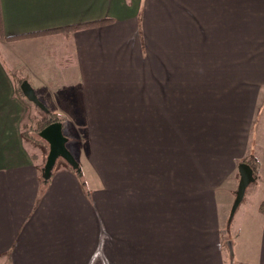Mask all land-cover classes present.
I'll return each mask as SVG.
<instances>
[{
	"label": "crops",
	"instance_id": "obj_1",
	"mask_svg": "<svg viewBox=\"0 0 264 264\" xmlns=\"http://www.w3.org/2000/svg\"><path fill=\"white\" fill-rule=\"evenodd\" d=\"M151 1L156 11L158 1ZM180 2V25L187 33L206 26L217 38L225 30L229 60L237 54L239 6L247 12L243 37H264V16L260 23H250L264 0ZM149 3L0 0L5 37L111 19L64 33L0 40V258L11 264H225L218 233L233 200L231 187L223 184L236 175L237 186L238 165L249 155L246 144L257 90L247 95L245 85L225 86L215 113L212 103L218 94L210 96L213 101L200 97L213 91L210 86L157 84L152 76L162 71L168 80L170 73L167 67L157 68V57L149 62L151 74L141 71L139 83H124L127 60L133 69L136 58L140 64L142 57L135 33L139 9L143 6L145 29L155 28L158 21L153 11L148 14ZM170 55L163 56L168 66L177 56ZM189 61L182 59L179 67ZM142 76L148 77L146 83ZM23 80L51 112L65 110L69 119L96 126L88 154L99 175L92 180L94 189L88 191L69 169L46 181V171L37 165L24 134L31 104L17 89ZM195 105L202 110L201 132L191 144L188 138L175 145V125L181 123L176 113H190ZM115 124L117 133L110 127ZM258 157L254 180L263 185V192L252 211L257 236L245 264H264V213L258 210L264 200V151ZM116 172L118 186L110 187ZM110 236L117 239L115 262L107 258L109 250L101 246L96 252L95 247L99 237L102 245Z\"/></svg>",
	"mask_w": 264,
	"mask_h": 264
},
{
	"label": "rangeland",
	"instance_id": "obj_2",
	"mask_svg": "<svg viewBox=\"0 0 264 264\" xmlns=\"http://www.w3.org/2000/svg\"><path fill=\"white\" fill-rule=\"evenodd\" d=\"M156 1H158L159 4V7L157 6L158 9L155 11L154 4L152 5L151 0H149V2L151 3L152 7L149 6L148 9V14L149 12L153 11L152 17L158 18V21H155V23H153L155 28L145 29L143 27L142 20L143 16H145L143 6L139 9V12L137 14L138 26L135 29V33L141 40L142 57L140 60V64L136 58L133 69L129 65V60H127L128 66L124 83H139L140 72L142 71V75L145 73H150L149 62H151V60L153 62V58L157 57V68L164 71V69L167 67L170 72L168 80H166V76H161L160 74V72L162 71L159 72L157 70L159 73L157 72L156 77L152 76L153 80H155L156 78L157 84H162L164 81H169L175 84H188L194 86L202 85V87L208 85L213 88V91L203 93L200 97H202L201 100L206 99L207 101L208 99H211L210 96H215L216 94H218L217 97L215 96L216 98L212 103V105L215 107L212 109V111L215 113L220 111V109L218 108V106L220 105L218 104V101L224 95L221 92L222 90H225V86L238 85L240 88L241 85H245L246 87L244 88L248 92L247 95H249L250 90H257V98L254 104L253 120L251 122L252 127L251 131L249 132V139L247 140L246 144L247 153H249V155H247L246 158L251 157L255 158L258 161V171L260 165L258 156L261 155V153L264 151V141L262 139V126L264 132V37L262 38V35H260L259 33L251 34L253 37H249L248 39L246 37H243V34L241 33V25L245 26V24L248 23L244 17L247 12L246 10H241L242 8L239 6L240 10L238 12V38L234 39L236 44L238 43L237 54L236 57L234 55L233 60H229L228 54L230 39H226L228 40V44L225 43V37H223L225 35V30H221V35L219 33V36L217 38L213 36L214 30L210 29L209 27V29H206V26L195 30L191 28L189 33H187V27H182L180 25L179 16L182 15V4L180 2L181 0ZM226 4L229 6L228 3ZM253 14L257 16L259 15V18L255 17V15L253 17L251 16L250 23H252L253 21L255 23H260V21H262L260 17H262V15L264 16V4L261 3L260 7L256 11L254 10ZM222 16H226L225 11H223ZM147 21L149 24V20ZM192 24L193 23L189 22V25ZM195 25L196 23H194L192 26L194 27ZM207 26H209V24H207ZM181 31H183V33ZM5 39L9 40L11 38L5 37V35L0 31V40L4 41ZM14 40H19V38ZM128 50L129 49L127 47V51ZM170 54H174L175 56H177L173 62H168V66V64H166L165 58L169 59L171 57ZM164 55L165 58L163 57ZM182 59L190 60L189 63H187L189 65H185L187 68L179 67L180 63L182 64ZM162 63L166 64L165 67L162 66ZM183 69L185 72L187 71L186 74L183 73ZM114 80L116 81V76L114 77ZM147 80L148 77L142 76V83H146ZM39 97V100L44 103V100H42L41 98L42 96ZM213 99L211 100L213 101ZM30 103L31 114L28 124L26 126L23 125L24 134H26L27 137L29 136L30 138V151L31 153L35 154L37 165L43 167L46 171V181L53 173L59 170L69 169L79 178L81 184L83 186H86L88 191L90 190L91 186L94 189V187L96 186H94V184L92 185V180L94 178L99 179V175L96 174L93 167L89 163L88 154L90 153V133H95L97 131L94 130L96 126H88L83 123H77L76 120L72 118L69 119L67 117V115L65 114V110H58L59 112H57L56 114L61 118L59 121L53 122L56 123V125H54L56 129L50 127V129L48 130V126L50 125L48 124L44 129L39 131L37 129L41 126V116L44 114V111L37 107L34 103ZM49 103L52 104L53 101ZM67 111H69V109H67ZM190 111L191 112L188 113V111L185 109H179L176 113L177 117L181 118L180 120L176 119V122H181L179 124L181 126L175 125L177 129L174 135L175 140H177V142H175V145H178V142L180 141H188V138L189 143L191 144L193 140L197 139L196 137L198 133L201 132V130L199 129L200 127L202 128V125H199L198 122H200V119H202L200 117L202 110L195 105V107L191 108ZM216 119L219 120V118ZM110 127L111 130L114 131V133H117V131H119L118 125L116 124L111 125ZM89 128L92 131H89ZM130 129H133V127H131ZM57 136L61 140V145L63 146L62 149H57L55 147V145L57 144L56 142H58ZM194 142L196 143L197 141ZM87 163H89V165ZM145 168H149V166H144V169ZM235 176L236 175L231 176L230 178H228L226 183L223 184V186H225L226 184L227 188L231 187L230 191L232 193L233 201L237 190V186H235L237 177ZM113 178L115 180V183L111 184L110 187H117V172L114 173ZM262 188L263 185L259 184V181L257 180H254L247 186L244 198L237 207L230 222H228V217L233 201L225 212V218L222 222V228L218 233L219 243L223 251L225 264H245L246 262V256L250 253V245L253 244V240H255L257 236V224H255V221L251 219L253 216L252 211L253 209L255 210V207L257 206L255 201L258 197V194L260 195L263 192ZM252 189L254 190V193H256L255 195L254 193H251ZM259 212L262 213L260 210ZM252 226L253 229H250ZM100 229L101 227H99V230ZM100 237L98 239V243L95 246L97 247L96 252L98 250L100 251L102 246L103 248L107 249V251L109 250L107 258L111 262L112 260L115 262V260H117V239L113 236H110L108 238L105 237L104 243L101 245ZM107 239H109L110 243H108ZM114 254L115 258H113ZM0 264L11 263L8 262L7 258L2 257L0 258Z\"/></svg>",
	"mask_w": 264,
	"mask_h": 264
},
{
	"label": "water",
	"instance_id": "obj_3",
	"mask_svg": "<svg viewBox=\"0 0 264 264\" xmlns=\"http://www.w3.org/2000/svg\"><path fill=\"white\" fill-rule=\"evenodd\" d=\"M20 89H21L22 93L24 94V96L30 102L34 103L37 107H39L44 112H48L47 107L45 106V104L42 101L39 100L37 94L35 93L34 89L32 88V86L29 84V82L27 80H23L21 82ZM54 125H56V123H51L48 126V130L50 129V127L55 128ZM57 140H58V142H56L57 144L55 145V147L57 149H62L63 146L61 145V140L59 139L58 136H57ZM238 173H239V181H238L237 190L235 193V198H234L233 204H232L231 209H230L228 222L231 221L237 207L239 206V204L243 200L247 186L250 183H252L255 179V177L253 175V169L246 162L239 163Z\"/></svg>",
	"mask_w": 264,
	"mask_h": 264
},
{
	"label": "trees",
	"instance_id": "obj_4",
	"mask_svg": "<svg viewBox=\"0 0 264 264\" xmlns=\"http://www.w3.org/2000/svg\"><path fill=\"white\" fill-rule=\"evenodd\" d=\"M110 20L111 19L106 18V19L95 20V21L80 23V24H74V25L60 27V28H53V29L44 30V31L29 32V33L18 35V36H12L10 38L11 39H18V38L20 39V38H25V37H34V36H40V35H45V34H51V33H64V32H69V31L79 29V28H83V27H91V26H96V25H100V24H105V23L110 22ZM0 31H1V24H0ZM17 89L19 90L20 88L17 87ZM19 92H20V90H19ZM22 96H23V94H22ZM23 98H25V97L23 96ZM60 118H61L60 116H58L54 112H51L50 110L47 113L44 112V114L41 116V121H42L41 126L37 130L41 131L48 124L59 121ZM242 161L248 163L251 166V168L253 169V175H254V177H256V172L258 169V161L255 158H251V157L245 158ZM259 210L262 213H264V200H262L261 203L259 204Z\"/></svg>",
	"mask_w": 264,
	"mask_h": 264
}]
</instances>
